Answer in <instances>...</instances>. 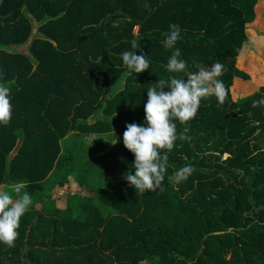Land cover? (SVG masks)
<instances>
[{
	"label": "trees",
	"instance_id": "trees-1",
	"mask_svg": "<svg viewBox=\"0 0 264 264\" xmlns=\"http://www.w3.org/2000/svg\"><path fill=\"white\" fill-rule=\"evenodd\" d=\"M258 3L0 0V84L13 105L0 123V186L23 182L33 201L13 245L0 244V264H264V107H252L264 84L232 97L236 83L235 93L254 80L238 60ZM170 24L181 29L175 46L186 71L219 61L226 94L222 103L202 98L194 118L175 121L191 139L161 150V189L136 193L123 178L134 156L122 136L144 122L148 86L184 75L165 68ZM124 50L146 55L149 68L129 72ZM185 164L188 178L168 183ZM72 178L93 195L60 207L53 193Z\"/></svg>",
	"mask_w": 264,
	"mask_h": 264
},
{
	"label": "clouds",
	"instance_id": "clouds-1",
	"mask_svg": "<svg viewBox=\"0 0 264 264\" xmlns=\"http://www.w3.org/2000/svg\"><path fill=\"white\" fill-rule=\"evenodd\" d=\"M180 35L179 25L170 24L163 46L172 49V53L165 68L169 73L184 75H170L166 81L160 79L158 83L148 86L144 122L128 124L123 132L122 143L134 156L132 171L124 174L123 178L136 193L161 189L167 166V153L161 150H172L177 139H191L186 135L187 129L177 134L175 121L184 124L194 118L202 98L215 96L221 103L225 98L226 88L223 80L219 79L223 64L219 61L207 66L196 64V70L186 71L187 62L181 58L180 48L175 46ZM131 47L137 48L135 40L131 41ZM120 55L129 72L139 74L149 68L147 56L143 53L137 55V50H124ZM257 106L264 107V95L252 101V107ZM12 112L10 89L0 84V123H7ZM192 170L191 165L185 164L168 175L167 181L178 184L186 180ZM32 202V196L24 190L23 182L15 183L11 191L6 186H0V244L13 245L20 219Z\"/></svg>",
	"mask_w": 264,
	"mask_h": 264
},
{
	"label": "rangeland",
	"instance_id": "rangeland-1",
	"mask_svg": "<svg viewBox=\"0 0 264 264\" xmlns=\"http://www.w3.org/2000/svg\"><path fill=\"white\" fill-rule=\"evenodd\" d=\"M256 14V20L248 26L247 42L243 48L242 56L238 60V65L240 67L248 68L254 80L246 84L248 88L245 86L237 93L235 92L241 88V85L236 83L232 88V97L234 100L253 94L258 90L260 85L264 84V0H259L256 8ZM17 49L18 48L13 47L12 51ZM238 81L243 82L241 80ZM96 138L98 137H86L85 141L89 144L91 141L96 140ZM101 138L106 141L107 144H110L112 149H116V144H114L117 141L116 139L111 140L108 136H103ZM116 151L118 153H123V149L121 147H118ZM227 156L228 155H224L222 158L225 159ZM122 176L123 175L121 173L114 170L113 173H111L110 178L112 180L115 179L120 181ZM95 181H98V177L96 175L92 176V185L95 184ZM67 190L73 194L79 193V187L75 184L74 178L71 179V187L66 188V191ZM63 191V189L58 192L56 191V196L63 195ZM82 195H84V193Z\"/></svg>",
	"mask_w": 264,
	"mask_h": 264
},
{
	"label": "crops",
	"instance_id": "crops-1",
	"mask_svg": "<svg viewBox=\"0 0 264 264\" xmlns=\"http://www.w3.org/2000/svg\"><path fill=\"white\" fill-rule=\"evenodd\" d=\"M76 184V183H75ZM77 185V184H76ZM78 186V185H77ZM69 187H71V183H70V185H68V186H66V187H64V188H62L64 191V194L63 195H57L56 196V191L58 192V191H60L61 190V188H58V189H56L55 191H54V193H53V196H54V198L55 199H58L57 200V203H58V205L60 206V207H64L65 206V204H66V202H67V197L68 196H71V195H78V196H80V197H85V196H91V195H93V192L92 191H90V190H87L86 188H81V187H79V193H77V194H73V193H70V191H66V188H69ZM92 192V193H91ZM84 193V195H82Z\"/></svg>",
	"mask_w": 264,
	"mask_h": 264
}]
</instances>
